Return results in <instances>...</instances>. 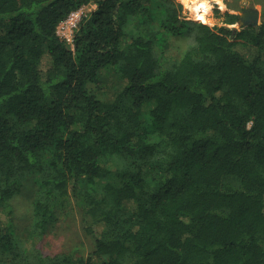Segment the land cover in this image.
Returning <instances> with one entry per match:
<instances>
[{"label":"trees","instance_id":"trees-1","mask_svg":"<svg viewBox=\"0 0 264 264\" xmlns=\"http://www.w3.org/2000/svg\"><path fill=\"white\" fill-rule=\"evenodd\" d=\"M226 17L194 21L175 0H0V264H264V19ZM111 70L123 84L104 99ZM27 186L31 237L72 205L86 255L15 238Z\"/></svg>","mask_w":264,"mask_h":264},{"label":"rangeland","instance_id":"rangeland-1","mask_svg":"<svg viewBox=\"0 0 264 264\" xmlns=\"http://www.w3.org/2000/svg\"><path fill=\"white\" fill-rule=\"evenodd\" d=\"M182 6L183 14L194 21L208 22L211 25L221 26L226 23V13L237 15V20L232 24L239 25L244 20L264 19V0H211L209 12L204 17L193 16L183 0H175ZM219 1V2H218ZM221 3V4H219ZM82 17L88 15L95 8L93 2L85 5ZM205 19V21H203ZM177 44V45H176ZM174 53L181 48L183 42L177 41ZM123 81L117 73L111 70L105 73L100 81L97 92L104 99H110L121 89ZM31 188L14 197V235L25 246L36 244L45 254L57 252L84 253L91 250L92 240L85 236L81 228L79 213L70 207L56 210V217L49 223L44 233L39 238H32L28 233L29 216L31 212Z\"/></svg>","mask_w":264,"mask_h":264},{"label":"built area","instance_id":"built-area-1","mask_svg":"<svg viewBox=\"0 0 264 264\" xmlns=\"http://www.w3.org/2000/svg\"><path fill=\"white\" fill-rule=\"evenodd\" d=\"M82 15V7L70 12L68 16L57 25L56 34L66 42L72 43L74 29L81 20Z\"/></svg>","mask_w":264,"mask_h":264},{"label":"bare ground","instance_id":"bare-ground-1","mask_svg":"<svg viewBox=\"0 0 264 264\" xmlns=\"http://www.w3.org/2000/svg\"><path fill=\"white\" fill-rule=\"evenodd\" d=\"M183 1L193 16L204 17L209 12L211 0H183Z\"/></svg>","mask_w":264,"mask_h":264},{"label":"water","instance_id":"water-1","mask_svg":"<svg viewBox=\"0 0 264 264\" xmlns=\"http://www.w3.org/2000/svg\"><path fill=\"white\" fill-rule=\"evenodd\" d=\"M244 21H247V20H244ZM243 22V21H242Z\"/></svg>","mask_w":264,"mask_h":264}]
</instances>
